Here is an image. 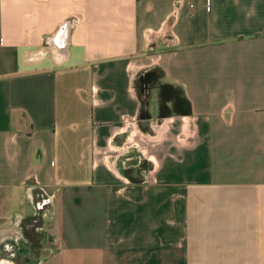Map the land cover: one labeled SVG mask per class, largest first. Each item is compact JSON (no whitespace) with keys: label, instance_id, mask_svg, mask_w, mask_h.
<instances>
[{"label":"crops","instance_id":"obj_1","mask_svg":"<svg viewBox=\"0 0 264 264\" xmlns=\"http://www.w3.org/2000/svg\"><path fill=\"white\" fill-rule=\"evenodd\" d=\"M20 219L16 264H264V0H0Z\"/></svg>","mask_w":264,"mask_h":264},{"label":"rangeland","instance_id":"obj_2","mask_svg":"<svg viewBox=\"0 0 264 264\" xmlns=\"http://www.w3.org/2000/svg\"><path fill=\"white\" fill-rule=\"evenodd\" d=\"M166 34V32L164 33ZM34 218V220L37 218ZM33 221V220H32ZM25 223V224H24ZM37 226V221L36 222H30L28 223L27 221H22L21 219L18 222H14L13 224V229L16 228V231H13L11 234V240L5 241L3 240L0 243V264H16L15 258L18 256V251L16 252V249H18L22 244H19V240H22L21 238L24 236L26 231H33L36 234L39 233L37 229H34L33 227ZM18 245V248L16 246ZM34 251H35V256L30 258V264H37L39 261V258L43 255L42 248L36 244H34ZM40 250L42 251L41 254L39 255ZM12 252V253H11ZM13 262V263H12Z\"/></svg>","mask_w":264,"mask_h":264},{"label":"built area","instance_id":"obj_3","mask_svg":"<svg viewBox=\"0 0 264 264\" xmlns=\"http://www.w3.org/2000/svg\"><path fill=\"white\" fill-rule=\"evenodd\" d=\"M178 0H176V2H177ZM170 15V16H169ZM174 15H175V10H173L170 14H168V16H167V20H166V22L164 23V26L161 28V30H157V32L159 33V34H164L165 32L167 33V31L170 29V25H171V23H169V17H174ZM75 22V18H71V19H69L68 21H67V24L68 25H71L72 23H74ZM153 33H156V32H153ZM48 46H49V44H48ZM54 47L53 46H50V48H48V50L46 51H44L43 53H46V52H48L49 54H51V56L54 58V60H56V61H58V62H60L62 59H60V54H59V52L57 51V50H55L54 51V49H53ZM123 120H124V122L125 123H127L128 122V120H126V117H124L123 118ZM42 191V193H43V195L45 196V198L42 200V202L41 203H39L37 206H38V208H41L46 202H48L51 198H52V194H50V193H47L45 190H41Z\"/></svg>","mask_w":264,"mask_h":264},{"label":"trees","instance_id":"obj_4","mask_svg":"<svg viewBox=\"0 0 264 264\" xmlns=\"http://www.w3.org/2000/svg\"><path fill=\"white\" fill-rule=\"evenodd\" d=\"M149 75H151V71L148 72V73L145 75V76H147V77H142V78L140 77V78H139V81L142 82V83H144V82L147 83V82H148V76H149ZM154 77H155V69H152V79H153ZM155 79H156V78H155ZM155 79H154V80H155ZM152 81H153V80H152Z\"/></svg>","mask_w":264,"mask_h":264}]
</instances>
